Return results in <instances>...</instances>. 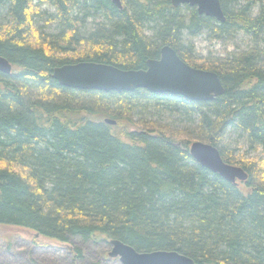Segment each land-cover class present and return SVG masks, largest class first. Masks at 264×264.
<instances>
[{
    "label": "trees",
    "instance_id": "1",
    "mask_svg": "<svg viewBox=\"0 0 264 264\" xmlns=\"http://www.w3.org/2000/svg\"><path fill=\"white\" fill-rule=\"evenodd\" d=\"M220 2L224 22L171 0H121L122 9L110 0H0V55L12 64L0 72V226L63 243L174 250L194 264H264V161L234 155L240 141L264 149V7ZM38 17L54 31L42 33ZM203 32L252 45L212 61L186 44ZM163 45L216 72L223 95L83 91L52 78L55 67L83 61L144 69ZM152 108L178 111L191 129L164 131L147 120ZM194 140L242 167L244 185L200 166Z\"/></svg>",
    "mask_w": 264,
    "mask_h": 264
},
{
    "label": "water",
    "instance_id": "2",
    "mask_svg": "<svg viewBox=\"0 0 264 264\" xmlns=\"http://www.w3.org/2000/svg\"><path fill=\"white\" fill-rule=\"evenodd\" d=\"M110 1L122 9L121 0ZM171 4L173 7H195L199 14L218 22L225 21L220 0H171ZM11 71L12 64L0 55V72L10 75ZM52 78L60 86L74 90L131 92L142 88L152 93L181 96L189 101H210L225 91L216 72L190 66L169 45L160 48L158 58L148 59L144 69L124 70L109 64L83 61L55 67ZM105 122L115 124L109 118ZM189 153L200 166L227 182L237 185L248 179L242 167L225 163L219 150L209 143L194 140L189 145ZM109 245L108 256L117 258L121 264H194L193 259L174 250L139 252L117 239H111Z\"/></svg>",
    "mask_w": 264,
    "mask_h": 264
},
{
    "label": "rangeland",
    "instance_id": "3",
    "mask_svg": "<svg viewBox=\"0 0 264 264\" xmlns=\"http://www.w3.org/2000/svg\"><path fill=\"white\" fill-rule=\"evenodd\" d=\"M248 0H238V5L244 6ZM254 11L258 12L261 5L264 7V0H254ZM228 4V0H227ZM42 8L53 11L52 8ZM188 12V10H185ZM90 24V23H89ZM36 26L42 33L54 31L52 27L44 25L42 18L36 19ZM90 27V26H89ZM186 44L194 46V53L200 57L216 60L225 57L232 52L245 51L252 43L242 35L233 40H215L207 32H203L194 38L187 37ZM150 122L166 130L168 133L179 135L180 132H187L191 124L186 117H182L176 110L152 108L147 115ZM144 118V117H143ZM137 120V121H136ZM139 116H135V129H141ZM160 123V124H159ZM159 124V125H158ZM238 151L234 155H243L245 158H259L264 161V149L260 147L249 148L246 141H240ZM230 150L235 145H230ZM245 182H239L240 186ZM75 249L81 251L80 257H75ZM110 245L98 241L82 242L79 239H72L68 243L36 237L32 231L11 227L0 226V264H121L117 258L109 257Z\"/></svg>",
    "mask_w": 264,
    "mask_h": 264
}]
</instances>
